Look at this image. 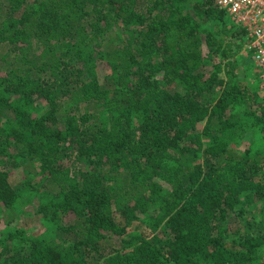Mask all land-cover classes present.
I'll use <instances>...</instances> for the list:
<instances>
[{"label":"trees","instance_id":"trees-1","mask_svg":"<svg viewBox=\"0 0 264 264\" xmlns=\"http://www.w3.org/2000/svg\"><path fill=\"white\" fill-rule=\"evenodd\" d=\"M227 17L0 0V264H264L262 89Z\"/></svg>","mask_w":264,"mask_h":264},{"label":"built area","instance_id":"built-area-1","mask_svg":"<svg viewBox=\"0 0 264 264\" xmlns=\"http://www.w3.org/2000/svg\"><path fill=\"white\" fill-rule=\"evenodd\" d=\"M231 22L244 31L243 48L259 70L264 104V0H214Z\"/></svg>","mask_w":264,"mask_h":264},{"label":"rangeland","instance_id":"rangeland-1","mask_svg":"<svg viewBox=\"0 0 264 264\" xmlns=\"http://www.w3.org/2000/svg\"><path fill=\"white\" fill-rule=\"evenodd\" d=\"M230 21L231 19L229 17H227ZM244 45V44H243ZM240 55H243L244 58L246 59V62L244 64H242L243 66H248L250 68V71L253 72V76L252 78H254V80L258 81V88H261L260 83L262 82L261 79H258V75L255 74V69H253L252 67L254 66L250 60V54H248L247 52H245L243 47H240ZM1 60V59H0ZM243 66H241L240 71L242 72ZM5 67L4 62H0V70L4 71L3 68ZM260 80V81H259ZM23 176L21 175L19 170L15 171L14 177H13V185L15 188L20 189L21 185L24 183L23 181ZM23 196H25L26 191L24 189L21 190ZM33 202L30 203L29 205H27L26 207V211L32 210L33 209ZM36 211V210H35ZM22 225L23 228H25V230H27V233L31 234L32 237L42 234L45 231V228L41 225L40 221L38 220L37 217H31L29 218V216H25L22 218H18L16 221H14L12 223L13 226H17V225ZM237 226L235 227V230H237ZM143 227L140 224L137 223H133L131 226H129L127 228V235L126 236H132V235H139L142 233ZM112 244H116L119 245L120 244V239L115 237L113 241H111Z\"/></svg>","mask_w":264,"mask_h":264}]
</instances>
